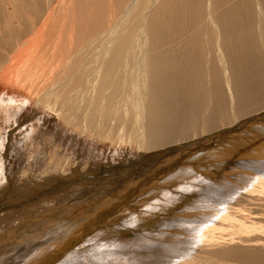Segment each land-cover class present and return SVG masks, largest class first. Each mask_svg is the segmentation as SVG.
<instances>
[{"label":"bare ground","instance_id":"obj_1","mask_svg":"<svg viewBox=\"0 0 264 264\" xmlns=\"http://www.w3.org/2000/svg\"><path fill=\"white\" fill-rule=\"evenodd\" d=\"M30 107L31 113L53 116L77 132L112 145L135 146L132 158L142 165L151 159H157L153 163L169 156L175 161L182 155L188 158L214 148L202 151L194 163L186 161L185 167L165 172L172 182L164 181L161 186L173 188L200 171L204 173L198 166L211 159L215 160L214 170L199 176L208 183L220 179L221 171L233 166L241 173L227 186H240V180L242 185L249 183L256 188V193H246L234 201L247 203L245 212L239 214L242 221L217 233L213 228H201L210 218L220 217L219 205L225 201L220 194L226 192L225 186L216 190L205 187L210 194L197 196L196 201V197L189 199L200 194V189L193 197L178 193L180 201L167 205L175 210L185 202L186 210L182 211L189 216L174 223L177 225L171 223L173 231L177 229L176 238L168 232L172 229L168 222L160 223L162 229L157 234L161 236L155 234L156 238L150 239L144 234L143 239L162 247L159 257L155 254L160 249L156 253L150 251L152 247L145 251L155 256L151 264H264V163L259 162L264 160V138L258 144L260 150L252 153L254 159L239 164L232 161L236 155H251L250 149L243 148L247 138L240 132L264 124V0H0V150L16 132L27 138L17 140L22 147L36 136L41 126L37 123L19 130V117ZM223 137L230 140L219 145ZM12 161L8 163L15 164ZM52 171V177L62 179L66 169ZM52 177L43 180L51 182ZM256 179L257 183L253 182ZM12 180L5 181L10 184ZM143 201L148 200L134 204L138 208ZM229 211L236 209L230 207ZM80 239H68L43 264H54L65 252L74 251ZM86 243L81 244L84 252ZM79 250L67 259H77ZM115 252L106 253L111 259L127 254ZM102 254L96 257L101 259ZM124 257V261L141 264L136 261L141 256Z\"/></svg>","mask_w":264,"mask_h":264},{"label":"rangeland","instance_id":"obj_2","mask_svg":"<svg viewBox=\"0 0 264 264\" xmlns=\"http://www.w3.org/2000/svg\"><path fill=\"white\" fill-rule=\"evenodd\" d=\"M31 112L32 108L30 107L29 110H24V113L20 115V117L22 116L21 118L19 117V123H21L19 125V130L21 131H23L29 124L31 125L33 123H37V125H41L38 127L39 129H37L36 136L31 140V143L25 144L26 148L24 147V144L22 147V144L18 143L17 140L20 141L21 139L27 138L23 136L19 137V135H17L18 132H16L14 133L16 135H12L13 138L11 141H9L10 143L8 140L5 141L6 146H4L6 149L4 148L3 150L1 148L0 150V152L2 151V153H0V163L2 162V164H0V185L3 187V189H0V264H38V262L43 264V261L48 258V256L59 250L68 239L74 236L79 238L81 237V243H78L75 246L74 251L71 249L65 252L62 256L63 258L59 259L54 264H123V262L124 264H135L132 263V261H124L123 258H125V255H135L137 257L141 256L143 259L140 257V260H136L137 263L142 264V262H147L146 264H151V262H153V258L155 257L152 253L158 252L156 249H160L162 247L160 245L154 244L151 241L148 242L147 239H151L155 236V234L156 236L160 234H157V232L162 229V225L160 226L161 222H168V226L172 227V229L167 231H171L172 236L173 234L175 235L177 233L175 232L177 229L173 231L174 229L172 225L174 223L180 222V219L185 220V216L187 214L189 216V213H184L182 211L186 210L184 208L185 202H183L175 210H173L174 208L169 209L171 207L167 205L169 202L173 203V201H175L174 203H176L180 201L179 197L177 196L178 193H180L181 196H190L191 194L193 197L195 195V191L200 189V194L198 192L196 196L189 199L194 200L196 197L194 200L196 201L199 197H205V195L210 194L208 193L209 191L207 192L205 187L209 186L211 190L214 188L216 190L225 186L224 190H226V192L220 194L222 199H225V201L222 202V205H219L218 215L220 214V217L216 216L210 218L201 226L202 229L206 228L207 230L213 228L216 231L215 233H217V231L220 232L223 227L228 228L233 223L242 221L243 217L239 214H243L245 212L243 206L247 203L241 202V204H234L236 197L239 198L246 193H256L255 187L249 183L245 186L242 185V182L238 180L239 178H237V180L241 184L240 186H238V183L233 184L235 186L232 187L226 185L230 184L231 181H234V179H236L235 177L241 173L238 169H234L233 166L226 168L227 171H221L220 179H213L209 183L206 180L203 181L200 179V173H203L200 171V173H198L194 178L186 181L183 180L184 182L182 181L178 185L173 186V188L169 185L161 186L164 181L172 182L170 175L166 176L165 172H167V174H171L169 172L171 171L173 173L174 170H176L175 168H183L186 161L194 163L196 157L201 155L202 151L209 152L214 148L200 150L191 154L188 158H186L184 155L181 156V159L178 158V160L176 159L175 161L173 158L171 159V164H168L171 162L168 156V159H166V157L165 161L164 157L158 158V162L153 163L151 161L154 159H151L145 161V163L142 165L138 159L132 158V155L135 153V146L132 147L129 144L121 145L119 142L112 145L109 141L106 142V140H104V142L99 138L98 140L96 139L97 137H94L93 135L86 132L84 134L83 132H77L64 123L57 121L53 116H47L40 111H35L33 113ZM263 125V122L260 124H254L242 131L245 133L240 132L242 137L247 138L248 143V145L245 143L243 148L246 150L250 149L249 153H251V155H236L232 157V161L235 163L238 161L237 164H239L242 162L244 163V161L249 162L250 160L254 159L253 154L260 150V146L258 144L260 140H263L264 138L262 136L264 133L262 135L259 133L260 131L264 132ZM255 130L257 132L259 130V132L257 133ZM259 135L262 137L258 138L257 136ZM16 136H18V139H16ZM235 137L236 140H238L237 136ZM249 137L252 139V141ZM253 137H255V139ZM223 140L224 141L219 143V145L226 144V141L230 139L225 140V137H223ZM1 143L2 142H0V144ZM8 146L10 148H8ZM111 146H114V148ZM5 150L7 151L6 153ZM207 155L208 154H205V156ZM126 156L130 158L128 161ZM3 157H6L5 161ZM12 159L15 161V164H12ZM142 160L143 159H141V161ZM9 161L12 163H8ZM148 161H150L152 164H150ZM154 161H157V159ZM227 161L228 160L226 159L224 160V162ZM214 162L215 160L213 159L208 160L207 162L198 166V169L204 170L205 172L203 174L207 175L209 172L214 170V166H212ZM259 162L264 163V160H259ZM148 163L150 166L153 165V169L151 168V170H149L150 167H148ZM145 164H147L146 167H144ZM162 164L166 165L165 168ZM172 164L173 167H170ZM175 164L177 167L174 166ZM159 165L160 167H158ZM4 166L6 167L4 168ZM56 168L66 169L62 179L56 176L52 177V170ZM8 169L11 171V173H9ZM72 170H74V172H71ZM3 171L6 173L4 174ZM162 175L165 176L163 177ZM155 176L159 177H156V179ZM48 177H52L54 179H52L51 182L50 180L49 182L43 180ZM6 178H12V183H7L5 181ZM154 178L155 180H153ZM76 181L78 183H76ZM257 181L258 180L256 179L253 182L257 183ZM150 184H152V187H150ZM154 185L156 188H153ZM147 187L150 188L148 191L150 194L147 193ZM135 189L137 191H135ZM143 190H145L146 193ZM151 192L154 193V197ZM140 195L143 196V200L148 201H143V203H146H140L138 205L139 207L137 208L136 204L134 203L139 202V200L142 201V199H140ZM183 198H181V200H183ZM218 201L219 200H217V202ZM161 207L163 208L164 212ZM230 207L236 209V212L233 213L232 211H229ZM128 208L133 212L131 213V210L128 212ZM168 209L169 211H167ZM167 212H169V214ZM138 213L139 215H137ZM110 222H112V224ZM123 222L125 223L123 224ZM172 222L173 224H171ZM215 224H218V226H215ZM128 227H131L130 230ZM232 227H234V225H232ZM122 231H126L127 233ZM133 231L136 233H131ZM142 236H147L148 238L146 237L143 239ZM159 236H161V234ZM140 237L141 240L138 239ZM174 238H176V235ZM174 240L175 239H173V241ZM82 241L85 242L82 243ZM173 241H171L170 244L173 243L174 245L175 241ZM85 243L87 252L82 251L81 247V244L84 245ZM136 244H138V247ZM92 245L94 246L93 249ZM79 248L81 250H79V252L77 251V259H74L76 258L75 256L71 259L72 261L67 259L70 254ZM148 248H151L150 251L152 253H147L148 251H145L149 250ZM97 249H99L98 253ZM101 249L105 253L101 251ZM109 250L110 252L116 251L115 255L120 251L122 253L127 252V254H122L121 256V253H119V255H116V258L118 257V259H111L107 255ZM99 253H103L101 259L96 257ZM160 253L161 249L155 254L156 257H159L157 254L159 255ZM164 254L166 253H163V255ZM143 256L146 257L144 258ZM65 259L67 261H65V263L62 262ZM117 261L119 262L117 263Z\"/></svg>","mask_w":264,"mask_h":264}]
</instances>
